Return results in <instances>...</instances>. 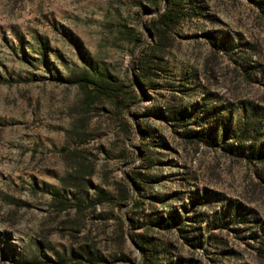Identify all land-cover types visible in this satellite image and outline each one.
<instances>
[{
	"label": "rangeland",
	"instance_id": "rangeland-1",
	"mask_svg": "<svg viewBox=\"0 0 264 264\" xmlns=\"http://www.w3.org/2000/svg\"><path fill=\"white\" fill-rule=\"evenodd\" d=\"M200 2L202 15L181 25L167 51L170 82L177 87L194 71L196 90L184 103L199 112L204 128H233L255 116L261 126L253 142L264 146V19L247 0ZM153 13L143 10L139 0H0V264H60L54 255L66 251L68 243L49 215V201L64 175L58 154L77 93L56 79L92 76L89 65L95 72L106 69L119 80L129 79L130 47L118 31L123 24L143 27ZM207 34L237 47V54L252 44V61L260 72L251 80L241 78L226 57L213 56ZM168 94L167 81L156 91L128 90V122L137 126L140 114L157 108ZM98 115L91 120L90 145L116 154L129 141L116 136L106 114ZM141 120L172 150L163 152L154 170L161 180L156 192L202 191L207 220L213 213L224 216L234 203L245 204L259 220L251 228L264 238V195L245 193L254 181L248 168L204 146L180 144L166 124L153 118ZM131 144L136 147L138 139ZM113 167L118 176L124 170ZM184 174L189 186L181 185ZM226 237L240 253L230 264H264L252 254L254 243L247 247L246 240Z\"/></svg>",
	"mask_w": 264,
	"mask_h": 264
},
{
	"label": "trees",
	"instance_id": "trees-1",
	"mask_svg": "<svg viewBox=\"0 0 264 264\" xmlns=\"http://www.w3.org/2000/svg\"><path fill=\"white\" fill-rule=\"evenodd\" d=\"M139 1L143 10L154 11L153 16L141 28L123 24L118 31L130 47L129 79L119 80L106 69L95 72L90 65L92 76L56 79L73 87L77 96L58 154L64 175L60 190L49 201V215L68 249L54 256L60 264H230L240 253L229 245L227 235L248 241L247 247L254 243L252 254L264 260L263 235L251 228L259 221L254 209L234 203L224 216L213 213L207 220L202 191H155L161 180L154 170L162 164L163 152L172 150L156 130L142 124L143 118L166 124L182 145L204 146L243 164L254 180L247 184L246 194L264 195V146L253 142L261 126L255 116L233 128L228 124L221 130L204 128L199 112L184 103L196 90L194 71L178 80L177 87L170 82L167 51L179 37L181 25L202 15L200 0H163L162 6V0ZM247 1L264 19V0ZM206 37L213 56L226 57L241 78L251 80L260 72L252 61V44L246 43L242 54H237V47L218 43L212 34ZM162 81L168 82V96L154 110L140 114L137 126L130 124L127 91H156ZM98 112L106 114L104 120L110 121L119 139L129 141L116 154L90 145L91 120ZM136 138L134 147L131 141ZM113 166H123L121 175L114 174ZM185 175L181 185L189 186ZM95 179L99 185L93 184ZM246 220L247 224L239 223Z\"/></svg>",
	"mask_w": 264,
	"mask_h": 264
}]
</instances>
